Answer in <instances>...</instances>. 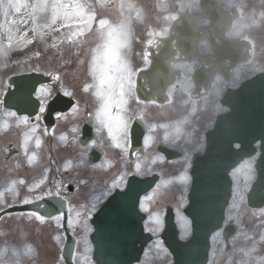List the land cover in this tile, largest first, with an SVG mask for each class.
Segmentation results:
<instances>
[{"label":"flooded vegetation","instance_id":"flooded-vegetation-1","mask_svg":"<svg viewBox=\"0 0 264 264\" xmlns=\"http://www.w3.org/2000/svg\"><path fill=\"white\" fill-rule=\"evenodd\" d=\"M108 8L110 15L96 16L93 25L104 20L106 29L117 38L106 49L105 41L95 33L90 56L78 66V72L70 77L57 74L61 76L58 86L74 93V97H62V102L55 104L54 113L67 118L46 115L25 154L21 146L30 127L8 118L5 128V118L0 116V191L5 201L0 205V264H68L62 255L67 237L63 221L57 226L50 219L41 223L29 217L31 211H3L21 205L19 201L26 196L55 191L53 181H63L66 190L62 196L67 201L57 196H44L43 201L49 199L54 215L64 203L68 218V204L76 208L90 205L93 196L107 190L112 181L122 177L119 186L124 188L131 175L153 179L151 189L140 199L148 209L142 211L143 226L152 237L132 264H171L173 257L161 238L165 216L170 212L179 234L189 235L192 223L183 204L191 182V165L207 146L223 156L226 137L212 131L218 118L231 110L229 91L264 87V0H109ZM154 38L174 43L151 48ZM180 40H187V45L179 48ZM64 42L66 47L69 42ZM78 43L83 47L84 39ZM101 54L115 56L124 77V92L117 89L111 102L99 84L84 90L85 84L93 83L91 59ZM258 75H262V82L255 80ZM9 88L0 76V111H10L4 107L3 96ZM44 89L41 107L52 99ZM68 101L65 107L63 102ZM73 107L79 109L75 116L71 114ZM105 111L120 118L119 132L107 117L103 125L97 124L94 113ZM35 115L30 117L31 123H37ZM77 125L80 130L74 134L72 128ZM97 126L100 132L96 135ZM124 131L131 137L129 148L119 146ZM93 140L98 141L95 146ZM231 146L238 149L241 143L234 140ZM251 146L253 153L245 155L230 172L231 201L220 228L210 236L205 264H264V211L249 208L246 201L256 174L260 141L255 139ZM32 153L36 160L30 165L28 156ZM69 164L71 167H66ZM45 169L46 184L29 192V186L44 176ZM12 181L17 182L15 203L6 191ZM75 234V240L80 241L73 251L76 264L85 257V264H96L89 234L79 226ZM72 256L70 262L75 264Z\"/></svg>","mask_w":264,"mask_h":264},{"label":"snow or ice","instance_id":"snow-or-ice-1","mask_svg":"<svg viewBox=\"0 0 264 264\" xmlns=\"http://www.w3.org/2000/svg\"><path fill=\"white\" fill-rule=\"evenodd\" d=\"M91 5L87 2H81V0H0V16L3 20L0 21V67L8 66V58L11 50L26 48L31 45L34 40H39L40 43L44 45L47 50L49 47L57 48L59 44L67 40L71 44H76L78 38L83 36L85 33L91 32L93 23L96 22V16L93 11H90ZM14 9L10 12L8 9ZM11 17V19H9ZM28 25V27H23ZM107 24L104 20L99 21V26L97 28V37L105 41V48H109L112 41L116 39V34L114 32L106 31ZM65 29L66 31H61ZM29 32L32 33L29 36ZM53 33H60V35H54ZM51 36L52 43L49 45L47 38ZM99 51V49H96ZM39 56L40 53H35ZM14 63H19L18 61ZM71 61H64L63 64L67 65ZM79 64H84V60H80ZM63 66V65H62ZM122 70L119 65L118 59L115 56H106L101 54L94 59H91L89 66V74L93 78V83L85 84L84 90L95 88L97 84L103 89V95L109 99L111 102L112 98L115 97L116 90L119 89L121 93L124 92L123 80L124 77L121 74ZM13 79L9 77L10 90L12 94L19 93L25 96H34L36 90L41 86L47 88L46 95H51L52 99L48 100L47 105L41 107L40 100L36 99L33 104L36 106L37 114L34 119L37 123H31L29 116H18L15 111H0V116L5 118L3 127H8V118H15L17 124H24L30 127V132L25 134L22 148L25 154L28 153L29 140L35 135L38 128H40V121H42L46 115L53 116L56 115L57 118H67L66 114H57L53 111V106L59 101L62 102V97H74L72 91H67L63 89V86H58V82L61 80V76L55 74L54 71L48 69H41L38 65L35 68H31L28 71H21ZM35 77L36 79H31ZM57 82V83H54ZM62 92V96L60 93ZM8 92H5V96ZM100 95V93H97ZM66 107L68 102H63ZM116 103H120L119 100ZM127 103V100H124ZM115 110V108L113 109ZM79 112L78 107H73L71 109V114L73 116L77 115ZM94 117L97 120L98 125H103L105 118L110 121V126H114L117 131H120V118L112 117L107 111L101 113H94ZM79 125L72 128L74 134L79 133ZM47 131V128H45ZM96 135L100 132V127H95ZM61 139H64L61 136ZM120 140L122 148H129L131 145V137L126 131L120 133ZM93 146L97 143V140H93ZM35 145L37 148L41 145V140L39 137L35 139ZM36 160V154L32 153L28 156V163L31 165ZM84 163V161H81ZM66 167H71V165H66ZM99 167V165H96ZM59 171V169L57 170ZM48 169H45L44 176L37 182H34L29 186V192L34 189H41L42 185H45L48 181L47 176ZM122 177H118L117 180L111 182V185L107 190L94 195L90 205H80L79 208L73 207L70 204L67 206V227L71 230L73 237L76 236L75 229L79 226L82 231L87 235L93 232L92 224L90 223L94 214L98 211V206L102 204L103 201L107 200L116 189H123L119 186V181ZM16 181H12L11 185L6 189V191L12 194L13 202H16L17 190ZM20 184H24V181H19ZM55 184V191L49 189L47 191L39 192L32 197H25L19 203L23 205H30L34 202L43 201L44 196H57L61 197L62 201H67L66 196H62V192L66 190V186L63 181H53ZM126 186V184H125ZM150 199V197H149ZM4 192L0 191V205H3ZM45 207L43 203L40 204V208ZM140 210L147 212V206L143 200L139 201ZM64 203H61L60 209H56L59 214L50 215L46 217L42 215L40 211H31L27 215L29 217H34L41 223H44L46 219L54 221L57 226L62 225L64 220ZM102 210V209H101ZM22 215V214H18ZM60 236L56 239L59 241ZM80 241L75 240V244L78 246ZM72 260L76 264L75 254L72 256ZM86 257L81 260V264H85Z\"/></svg>","mask_w":264,"mask_h":264},{"label":"water","instance_id":"water-1","mask_svg":"<svg viewBox=\"0 0 264 264\" xmlns=\"http://www.w3.org/2000/svg\"><path fill=\"white\" fill-rule=\"evenodd\" d=\"M262 80V77L256 79L260 82ZM248 88L250 86L230 93L229 104L232 110L217 122L214 132H222L226 137L223 156L219 157L216 151L210 149L207 154L197 158L194 164L189 204L186 206V212L193 219L192 237L186 242L179 241L170 216H167L162 237L165 245L174 254L177 264H192L204 259L194 257L192 252L203 251L204 254L208 247V236L219 224L222 210L230 195V181L225 173L238 159L249 153L251 142L257 138L261 141L262 153L257 164V178L248 193V201L253 206L264 202V87ZM11 95L7 98L9 104L13 98ZM15 95L19 97L20 103L17 104L15 100L11 105L19 113L35 111L33 96L19 93ZM232 140H239L242 143L241 148L233 149ZM148 185L144 180L130 178L126 190L116 191L95 215V231L91 239L94 242V258L97 264H129L139 257L150 236L142 232V215L137 210V202ZM23 208L30 209L32 206ZM37 210L49 214L44 209ZM70 241L66 249L68 254L72 250V238Z\"/></svg>","mask_w":264,"mask_h":264},{"label":"rangeland","instance_id":"rangeland-1","mask_svg":"<svg viewBox=\"0 0 264 264\" xmlns=\"http://www.w3.org/2000/svg\"><path fill=\"white\" fill-rule=\"evenodd\" d=\"M81 2L89 3L91 5L89 9L90 11H92V7L96 3L99 5L97 7V11L99 10L100 12V13L98 12L99 14L101 13H102L101 15L109 14V9L106 6H103L106 4L105 0H81ZM8 10L10 12L14 11V9L11 8H9ZM2 20L3 17L0 16V21ZM23 27H28V25H25ZM31 35L32 33L29 32V36ZM47 40L51 41V36H49ZM70 48H73L72 53L74 54V56H71L73 59L84 55V54L80 55L78 44L68 43L66 47H64V44L62 45L59 44L57 48L49 47L46 50L44 48V45L40 43L39 40H34L33 43L31 45H28L26 48H21V49L14 48L13 50H11L8 58V66L0 67V71L3 72V75L5 77L7 75L19 73L21 71H28L31 68H35L38 65L41 69H48V70L52 69V70H57L59 72V65H63L66 55L70 57V53H71ZM37 52L40 53L39 56L35 55V53ZM16 61H18L19 63H14ZM61 72L66 73L70 76L71 74L78 72L77 64H75L73 67L66 66V68L63 69V71L61 70ZM43 91L44 88H40L38 94H43Z\"/></svg>","mask_w":264,"mask_h":264},{"label":"bare ground","instance_id":"bare-ground-1","mask_svg":"<svg viewBox=\"0 0 264 264\" xmlns=\"http://www.w3.org/2000/svg\"><path fill=\"white\" fill-rule=\"evenodd\" d=\"M12 12V11H11ZM9 19H11V17L9 18ZM184 29H187L186 27H184ZM187 43V40H183V41H181V44L179 45V48H183L184 47V45L183 44H186Z\"/></svg>","mask_w":264,"mask_h":264}]
</instances>
